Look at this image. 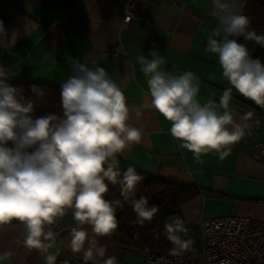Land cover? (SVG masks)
<instances>
[{
    "label": "clouds",
    "instance_id": "1",
    "mask_svg": "<svg viewBox=\"0 0 264 264\" xmlns=\"http://www.w3.org/2000/svg\"><path fill=\"white\" fill-rule=\"evenodd\" d=\"M211 7L217 26L207 37L206 52L218 57L230 85L218 104L201 102V81L194 72L166 71L168 61L158 48L136 56L152 108L171 122L178 147L191 151L197 161L209 152L224 159L230 146L244 137L247 126L235 122L229 110L233 89L264 108V62L252 56L254 49L247 43L239 42L242 36L264 47V34L253 29L244 0H211ZM0 37H6L3 21ZM69 63L74 74L61 84L62 115L42 116L33 112L45 96L43 89L33 85L32 96H27L23 88L6 82L10 71L0 65V225L13 219L23 222L24 244L47 253L46 264H56L59 249L49 251L56 244L52 226L71 210L76 221L71 251L82 253L84 264H116L115 257L106 255L108 245L98 238L110 237L118 228L117 209L130 203L141 224L158 211L148 197L135 198L143 179L136 167L123 173L119 168L118 156L141 141L143 129L130 123L132 109L123 82L94 62L92 67L78 59ZM110 183H119L123 202L106 198ZM186 232L180 220L165 226L166 236L181 250L191 244L181 238ZM10 255L0 254V261Z\"/></svg>",
    "mask_w": 264,
    "mask_h": 264
},
{
    "label": "crops",
    "instance_id": "2",
    "mask_svg": "<svg viewBox=\"0 0 264 264\" xmlns=\"http://www.w3.org/2000/svg\"><path fill=\"white\" fill-rule=\"evenodd\" d=\"M246 4L244 0V9ZM135 10L141 17L124 25L125 10L117 0L1 1L6 37H0V65L10 71L7 81L61 87L74 74L70 59L104 67L118 83L123 82L132 109L130 123L143 129L141 141L118 156L120 170L130 164L200 189L172 222L180 220L189 231L193 225L198 230L204 217L234 214L264 221V158L254 155L258 140H264V108L233 89L229 110L235 122L247 126L245 135L230 146L224 159L209 152L197 161L191 151L178 147L180 141L170 133L171 122L152 108L147 78L136 61L137 55L158 48L168 61L166 71L194 72L201 81V102L219 103L230 85L222 76L218 57L206 52L207 37L217 26L211 0H139ZM61 220L64 227L55 233L56 244L49 251L59 249L56 264H84L82 253L68 247L76 226L72 211ZM26 237V225L17 219L0 225V254L11 253L0 264H46L47 253L29 249ZM98 239L108 245L107 256L129 264L143 262L142 256L113 238Z\"/></svg>",
    "mask_w": 264,
    "mask_h": 264
},
{
    "label": "trees",
    "instance_id": "3",
    "mask_svg": "<svg viewBox=\"0 0 264 264\" xmlns=\"http://www.w3.org/2000/svg\"><path fill=\"white\" fill-rule=\"evenodd\" d=\"M244 13L252 18L253 29L258 34H264V0H247ZM239 42L247 43L250 48L254 49L252 56L254 58L259 57L264 62V47L251 41H245L242 36L239 38ZM7 83L23 88L27 96H32L30 89L33 85L43 89L45 96L37 102L33 112L34 116H42L48 113L62 115L60 86L19 80H9ZM129 166L131 165L127 164L124 170ZM136 169L143 179L137 185L135 198L148 197L149 205H157L158 211L151 221H145L141 224L137 221V214L133 211L130 203L125 202L123 208L117 209L118 228L110 237L121 246L132 249L142 257L150 253L167 252L178 248L166 236L165 226L171 224L174 217L182 214L184 206L199 196L200 189L194 184L178 182L142 171L137 167ZM106 198L110 200L120 199L123 202L119 183L109 184V192L106 194Z\"/></svg>",
    "mask_w": 264,
    "mask_h": 264
},
{
    "label": "built area",
    "instance_id": "4",
    "mask_svg": "<svg viewBox=\"0 0 264 264\" xmlns=\"http://www.w3.org/2000/svg\"><path fill=\"white\" fill-rule=\"evenodd\" d=\"M139 0H117L125 10L124 25L133 17ZM264 158V140H258L254 152ZM188 232V225L183 224ZM64 227L62 220L52 226L54 233ZM186 232V233H187ZM201 244L195 250L175 248L150 253L141 264H264V221L246 215L204 217L199 222ZM116 264H129L116 260Z\"/></svg>",
    "mask_w": 264,
    "mask_h": 264
},
{
    "label": "rangeland",
    "instance_id": "5",
    "mask_svg": "<svg viewBox=\"0 0 264 264\" xmlns=\"http://www.w3.org/2000/svg\"><path fill=\"white\" fill-rule=\"evenodd\" d=\"M174 218H177V216ZM181 238L184 241H188V240L191 241V244L189 245L188 250H195V249L199 248V246L201 244L200 232H199V230H197L196 226H194V225H193V228L189 229V231L186 233V235L181 234Z\"/></svg>",
    "mask_w": 264,
    "mask_h": 264
}]
</instances>
